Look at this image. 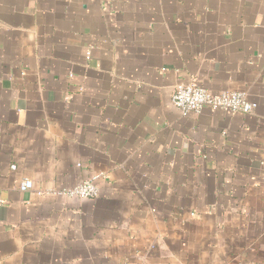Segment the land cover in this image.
Segmentation results:
<instances>
[{
    "label": "crops",
    "instance_id": "1",
    "mask_svg": "<svg viewBox=\"0 0 264 264\" xmlns=\"http://www.w3.org/2000/svg\"><path fill=\"white\" fill-rule=\"evenodd\" d=\"M0 264H264V0H0Z\"/></svg>",
    "mask_w": 264,
    "mask_h": 264
},
{
    "label": "built area",
    "instance_id": "2",
    "mask_svg": "<svg viewBox=\"0 0 264 264\" xmlns=\"http://www.w3.org/2000/svg\"><path fill=\"white\" fill-rule=\"evenodd\" d=\"M171 101L183 114L200 113L205 107L231 113L250 114L258 104L250 101L244 91H223L214 93L196 82L180 83L172 93ZM100 175H94L83 182L66 188L60 193L73 198H96L100 189L96 183ZM33 186L32 181H25L21 188L26 190Z\"/></svg>",
    "mask_w": 264,
    "mask_h": 264
}]
</instances>
